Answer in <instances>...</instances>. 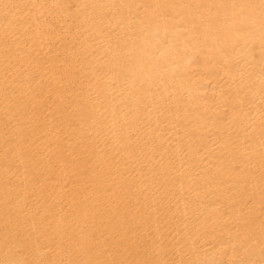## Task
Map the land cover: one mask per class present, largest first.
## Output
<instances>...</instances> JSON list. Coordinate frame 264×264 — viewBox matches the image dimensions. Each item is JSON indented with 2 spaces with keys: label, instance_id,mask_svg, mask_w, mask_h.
<instances>
[{
  "label": "bare ground",
  "instance_id": "1",
  "mask_svg": "<svg viewBox=\"0 0 264 264\" xmlns=\"http://www.w3.org/2000/svg\"><path fill=\"white\" fill-rule=\"evenodd\" d=\"M0 264H264V0H0Z\"/></svg>",
  "mask_w": 264,
  "mask_h": 264
}]
</instances>
